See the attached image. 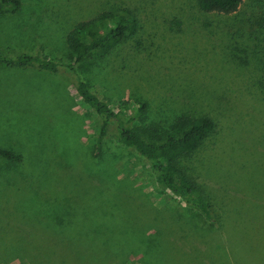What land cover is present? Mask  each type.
<instances>
[{
    "label": "rangeland",
    "instance_id": "374dc122",
    "mask_svg": "<svg viewBox=\"0 0 264 264\" xmlns=\"http://www.w3.org/2000/svg\"><path fill=\"white\" fill-rule=\"evenodd\" d=\"M134 1L141 5V31L122 42L107 59L101 60L93 54L78 68V73L88 81L91 89L101 98L108 99L111 106L123 111L126 117L133 115L138 104L145 101L148 107L139 115L140 123L168 127L183 112L198 113L182 104L183 96L189 97L187 92L201 96L200 92L205 91L208 93L206 97H211L212 91L223 89V85L230 81L229 74L233 73L234 80L227 86V95H237L239 85L248 78V70L238 76L233 68L264 66V0H244L239 9L229 15L201 13L194 7L193 0ZM21 2L16 13L0 15V52L7 55L39 52L57 60H66V35L74 23L88 17L99 5L94 0ZM174 17L181 21L180 29L173 27L174 31H171L168 25ZM70 75L68 70L41 75L33 69L0 67V110L6 112L4 107L8 108L12 117L4 124V120H0L4 126H0V144L17 149L19 146L27 151L43 147L76 151L72 158L75 165L72 173L75 171L78 179L76 189H90V196L81 195L73 199L75 203L70 201L71 204H67V207L78 206V221H84L80 207L88 201V207L96 209L99 217L113 205L116 215L103 219L102 224L116 229L122 226L128 232L131 227H145L143 224L152 228L150 224L153 222L164 224L162 227L167 229V206L173 208L175 198L156 184L146 159L110 137L106 139L104 149L107 155H115L111 162L110 159L95 162L91 157L100 118L81 102ZM247 96L238 94L239 98L233 99L238 107L236 120L239 115L245 119L251 115V105L245 101L252 102V99L249 94ZM251 118V130H256L264 143L263 127L258 126L254 117ZM223 129L227 130V127L223 126ZM242 137L243 147L249 148L248 140L241 133L239 139ZM251 152L245 158L244 167L239 161L233 163L232 157H228L225 165L226 170L235 171L233 175L240 177L237 185L230 180L228 188L239 186L246 198L242 199L238 210L239 222L230 226L227 232V246L224 247L227 254L222 253V248L214 247V251L220 252L213 260L216 264H264V151L251 149ZM205 153L202 151L201 155ZM230 162L235 167L229 166ZM99 167L107 170L105 183L96 178L95 173L101 174ZM109 172H116V175ZM4 176L10 178V183H6ZM4 176H0V264H46V250L51 252L49 255L54 264H66V261L105 264L111 261L97 249L94 252L87 249L81 254L83 256H77L76 235H68L67 223L57 221L56 209L50 207L45 218L33 214L30 187L33 176L21 173L15 177ZM115 180L119 183L116 191L111 193L115 188L110 185ZM50 182L59 189L58 184H65L68 180L58 177ZM99 189L104 192L100 193ZM66 217H71V213L66 212ZM98 228L102 244L106 239L107 242L113 241L107 230L102 226ZM188 240L179 231L178 223L173 222L172 246L166 251L172 258L169 263L176 264L180 260L174 247L178 249L180 245L183 250H191L186 247L190 244ZM209 252L210 246L206 245L204 253ZM113 258L118 260L120 256L113 255ZM135 258L130 256L129 261ZM189 262L196 264L193 258ZM208 263L209 260L205 259V264Z\"/></svg>",
    "mask_w": 264,
    "mask_h": 264
},
{
    "label": "trees",
    "instance_id": "16d2710c",
    "mask_svg": "<svg viewBox=\"0 0 264 264\" xmlns=\"http://www.w3.org/2000/svg\"><path fill=\"white\" fill-rule=\"evenodd\" d=\"M94 1L95 4L99 3L97 8L88 17L76 21L66 35L68 48L66 60L50 58L39 52L15 55L0 52V67L9 70L33 69L41 75L60 74L63 70H68L73 77L72 86L81 102L90 107L100 118L93 150L92 153L90 152L91 157L96 160L95 162L109 159L111 162V158L113 159L115 155H107L104 149L106 139L110 137L119 145L133 149L146 159L156 184L175 198L173 208L167 206L169 214L165 218L171 224L167 223V229L162 227L164 224L158 222L150 224L152 228L143 224L146 228L135 226L128 232L122 226L116 229L102 224L103 219H111L116 215L113 205L105 209L99 217L95 212L96 209L88 207L90 204L87 203L88 201L86 205L80 207L84 221H78L76 217L78 206L68 205V208L67 204L75 203L73 199L81 195L90 196V189L84 187V190L76 189L78 182L75 181L78 179L76 172L72 173V169H75L72 158L76 156V151H56L46 147L27 151L19 146L17 149L12 145L0 144V176L15 177L19 173L33 176V182L30 183L33 193V214L45 218V215L50 213V207L56 209L57 221L67 223L65 225L68 228V235L69 233L76 235L77 256L87 249H92L93 252L97 249L101 254H105L108 260L111 259L105 264H173L169 263L172 258L166 254V251L172 246L170 239L172 223L175 222L178 223L179 231L185 238L190 239L188 240L190 244L186 247L191 249L183 250L180 245L178 249L174 247V251L180 255V260L176 264H190L192 258L196 264H205V259L209 260L208 264H216L213 260L216 256L219 257L220 252L214 251V247L222 248V253L227 254L224 248L227 246V232L230 226L239 222L238 210L243 203L242 199L246 198L239 186L228 188L230 180L237 185L240 179L233 175L235 171L226 170L228 157L233 158V163L238 164L239 161L244 167L245 158L247 159L252 153L251 149L264 151L261 135L256 133V130H251V117H254L253 120L257 121L258 126L263 127L262 131H264V66L233 68L238 76H241L245 69L248 70V78L239 85L238 94L241 97L243 95L248 97L249 94L252 99V102L245 101L251 105L250 120L241 115L236 120L238 107L233 103V99L239 97L238 94L227 95L229 92L227 86L234 80V74L230 73V81L223 85L220 92L212 91L211 97H206L208 93L205 91L200 92L201 96L192 91L187 92L189 97L183 96L182 104L185 108L198 113L183 112L165 128L146 126L140 123L139 117L148 107L145 101L138 104L133 115L126 117L123 111L113 108L108 99L97 95L88 81L78 73V68L82 67L87 58L95 54L101 60L107 59L122 42L137 35L142 27L141 5L136 4L134 0L132 2L130 0ZM193 1L194 7L201 13L229 15L236 12L244 0ZM143 3H146V0ZM21 4V0H0V15L6 12L16 13ZM180 24L181 21L174 17L168 29L171 31H174L173 27L180 29ZM211 77L214 79L213 76ZM202 84L205 87L204 82ZM241 102L244 104L243 101ZM192 108L197 110L194 111ZM4 109L6 112L0 110V120H4L3 124L12 118L8 108L4 107ZM0 126L4 127L1 123ZM223 126L227 127V130L223 129ZM248 126L250 131H247ZM239 129L248 140L249 148L243 147L244 143L241 142L243 137L239 139L241 137V133L240 136L238 133ZM2 136H5L4 133ZM206 147L208 148L205 149ZM202 151L206 153L201 155ZM222 153L224 156H221ZM229 166L234 165L230 162ZM98 172L101 174L95 173L96 178L100 183H105L104 175L107 170L105 168L100 170L99 167ZM109 173L116 175V172ZM58 177H65L68 182L58 184L59 189H56L50 181L57 180ZM4 178L6 183H10V178L5 176ZM118 183L115 180L114 184L110 185L115 188L111 193L116 191ZM100 191V193L104 192L103 189ZM66 212H70L71 217L65 218ZM74 223L78 227H74ZM100 226L109 232V238L113 241L107 242L106 239L102 244L101 230L98 228ZM96 237L99 238L93 243ZM206 245L210 246L209 254L204 253ZM36 247L40 249L39 246ZM45 252L48 254L46 264H54L49 255L51 252L49 250ZM113 255L120 256V259H112ZM129 255L136 257L135 260L129 261ZM66 264L73 263L66 261Z\"/></svg>",
    "mask_w": 264,
    "mask_h": 264
}]
</instances>
